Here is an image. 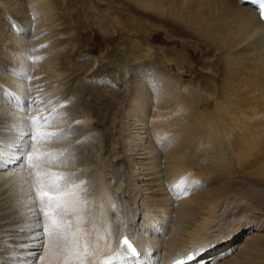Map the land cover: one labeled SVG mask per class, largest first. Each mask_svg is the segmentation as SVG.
<instances>
[{"label":"bare ground","instance_id":"obj_1","mask_svg":"<svg viewBox=\"0 0 264 264\" xmlns=\"http://www.w3.org/2000/svg\"><path fill=\"white\" fill-rule=\"evenodd\" d=\"M97 1L105 2L102 15L97 9L98 14H90L96 8L91 0H78L79 15L73 0H0V139L7 143L14 137L13 124L25 117L22 101L34 84L15 73H45L50 83L66 74L71 84L63 83L47 105L60 112L63 104L67 115L57 119L58 128L74 129L49 147L78 153L75 164L63 170L87 182L90 240L104 233L108 240L115 238L101 260L117 253L126 234L141 255L112 264H165L225 237L224 246L207 251L195 264H264V21L258 9L247 0ZM81 23L100 26L107 37L115 34L123 50L109 49L94 33L104 62L98 64L95 55L78 61L75 54L85 50L73 25ZM45 29L49 35L38 38ZM57 34L62 36L45 44ZM26 54L42 59L33 62ZM204 75L206 80L200 78ZM113 81L123 86L113 88ZM99 95L110 98L102 103ZM91 101L103 105L92 116L72 107ZM135 125L145 135L135 133ZM85 143L92 146L87 153L81 148ZM142 152L144 159L135 160ZM113 156L117 163L112 164ZM20 164L19 159L0 162V195L10 191L11 196L9 211L0 215L6 220L0 223L3 236L9 233L3 230L30 227L24 198L29 185L23 183L27 170L20 171ZM119 169L134 208L131 221L130 212H119L105 174L116 176ZM140 170L157 186L139 183L144 175L130 178ZM182 179L199 183L176 198L181 189H170ZM115 185L122 189L120 180ZM249 228V234L256 231L240 241ZM20 233L23 243L12 242L5 253L15 252L14 258L25 263L30 249L24 243L30 240L26 232L14 235ZM232 245L236 249L230 255Z\"/></svg>","mask_w":264,"mask_h":264},{"label":"snow or ice","instance_id":"obj_2","mask_svg":"<svg viewBox=\"0 0 264 264\" xmlns=\"http://www.w3.org/2000/svg\"><path fill=\"white\" fill-rule=\"evenodd\" d=\"M255 2L258 5L259 19L264 21V0ZM27 59L35 62L42 58L27 55ZM15 75L24 80L31 79L27 72ZM3 94L13 95L7 92ZM14 100L19 104V97H14ZM30 103L32 111L47 114L29 117L27 113L30 109L25 106V117L13 124L14 137L7 143L0 139V162L19 159L20 171L27 170L23 183L29 185L24 198L29 201L25 208L30 212V227L18 231L28 233L30 242L27 247L36 249L29 255L40 264H112L114 261H128L129 257L140 256L141 253L125 234L119 241L117 253L100 259L103 251L115 243V238L108 240V234L104 233L97 235L95 241L90 240L91 233L86 228L90 216L87 182L78 180L76 172L63 170L75 164L76 158L68 155L73 150L49 147L52 141L64 136L65 131L58 128L57 119L67 113L56 111L55 106L51 111L40 107L45 103L42 99H32ZM60 107L63 108L64 105L61 104ZM198 183L182 179L170 190L181 189L176 194V198H179L181 194H189L192 185ZM227 239L228 237H225L222 240L200 244L183 259L175 261V264H195L201 255ZM101 241L107 243L101 245ZM41 250L44 255L39 254Z\"/></svg>","mask_w":264,"mask_h":264},{"label":"rangeland","instance_id":"obj_3","mask_svg":"<svg viewBox=\"0 0 264 264\" xmlns=\"http://www.w3.org/2000/svg\"><path fill=\"white\" fill-rule=\"evenodd\" d=\"M82 1V0H81ZM91 1H93L94 2V6L96 7V8H94V9H92V7H91V10H90V8H89V10H90V14L91 15H93V14H98V13H100V15H102L103 13H104V10H105V8H106V5H105V2H99V1H95V0H91ZM75 2V4H76V7H75V12L79 15L80 14V11H79V9H80V7H79V3H78V0H73V3ZM98 2V3H97ZM87 5H89V2H85ZM90 6V5H89ZM99 7V8H98ZM100 8H102L101 10H100ZM99 11H97V10ZM78 10V11H77ZM93 10V11H92ZM94 10H95V12H94ZM103 10V11H102ZM92 11V12H91ZM79 12V13H78ZM98 12V13H97ZM93 13V14H92ZM102 13V14H101ZM59 26V25H58ZM57 26V27H58ZM73 28L74 29H76L75 30V32H77L76 34H75V36H76V39H77V43H80L83 47H84V50L85 51H82L83 52V54H81V56H79V55H77V54H75V56H77V60L79 61L80 59H84V58H88V59H90V60H92L93 59V56L95 57V59L97 60V63L98 64H101V63H103L104 62V59H103V55H104V53L101 51V52H98V51H100V46H101V44L98 42V43H96V39H97V37H96V35H94V33H96V34H98V36L101 38V37H104V41H105V43L108 45V48L109 49H112V48H118L119 49V51L120 50H123L122 48H120V46L122 45L121 44V40H119V38L117 37V38H115V39H113L114 38V36H115V34H113L114 36L113 37H107V34H104L101 30H102V28L99 26V27H96V26H94V25H92V26H86V25H84V24H75V25H73ZM91 28V29H90ZM96 30V31H95ZM46 31V29L45 30H43L42 32H39L38 33V38H41V37H45V36H48L49 34L47 33V32H45ZM45 32V33H44ZM42 33V34H41ZM47 33V34H46ZM113 33H116V31H113ZM111 34V33H110ZM56 36H62L61 34L59 35V34H57V35H54V36H49L48 37V39H46L45 40V44H50V43H52V42H50V41H52L53 39H54V37H56ZM36 37V36H35ZM29 38H31V36L29 37ZM95 38V39H94ZM107 38V39H106ZM112 40V41H111ZM95 47V48H94ZM103 53V54H102ZM161 54H157L156 55V57L157 56H160ZM197 56V55H196ZM197 57H199V55L197 56ZM113 57H110V59H112ZM186 59V58H185ZM184 62H186V61H184ZM79 64H80V66H78L77 68H78V71L80 70H82L81 69V66H82V63L81 62H78ZM195 66V65H194ZM45 74V73H44ZM43 73H40V75H37V76H32L31 77V81L34 83L32 86H30L29 87V95H27L26 97H24V100L22 101L23 102V104H26V106H28L29 107V109L31 110V103H30V101L32 100V99H42L45 103L44 104H42V105H40V107H42V108H47L49 111H51L52 109H49V105H47V103L51 100L50 99V97L53 95H56L58 92H59V90H62L63 88H65L64 87V85H63V83H66L69 79V77H65L66 76V74H64L63 76H58L59 78H56V79H53V80H51V82L52 83H50V82H48V79L47 78H45L44 79V77H45V75H44ZM63 77H65V78H63ZM63 78V79H62ZM201 79H207L208 78V76H206V75H204V76H201L200 77ZM125 79V78H124ZM124 81V80H123ZM49 83V84H47V83ZM71 80L70 81H68L67 83H66V85L68 84H71ZM77 84V87H80V84L79 83H76ZM123 83L122 82H118V83H115L114 81L111 83V86L114 88V86H123L122 85ZM51 85H52V87H51ZM55 85H60V86H55ZM111 87V88H112ZM57 90L56 92H51L52 90ZM32 91H33V93H32ZM48 92V93H47ZM31 93V94H30ZM85 96L86 97H89L90 95L88 94V93H86L85 94ZM100 96V95H99ZM106 95H103V96H100V98H101V102L103 103V101H105L106 100V98H110V96H106ZM85 97V98H86ZM105 97V98H104ZM49 99V100H48ZM91 100V97L90 98H87V101H90ZM94 100V102L96 101L95 99H93ZM111 100H113V99H111ZM93 101H91V102H87V104L85 103V104H83V105H72V107H74V108H76V107H78V110L80 111V112H83V113H86V114H89L90 116H92L93 115V113H95L96 114V112L99 110L100 111V109H103V105L102 106H100V105H96L95 103H94ZM47 105V106H46ZM67 106H69V104H66ZM65 105V106H66ZM71 105V104H70ZM66 106V107H67ZM55 109H56V111L58 110V107H55ZM61 109V111L60 112H65V113H67L64 109H65V107L64 108H60ZM115 107H114V109H113V111H115ZM28 111V112H30L31 113V115L33 114V113H35V115H46L47 113H37V112H35V111ZM96 111V112H95ZM33 112V113H32ZM29 113V114H30ZM29 114H27L28 116H29ZM65 117V116H64ZM112 116H109V118H111ZM58 118H63V117H58ZM108 118V117H107ZM65 119V118H64ZM58 121V123L60 122L59 120H57ZM75 125V124H74ZM103 125V124H102ZM101 125V130L104 128V126H102ZM59 128H61V129H63L64 131H65V133L67 132V134H71V133H68V131L70 130H73L74 129V127H72V128H66V129H64L65 128V126L63 125V126H61V127H59ZM135 128H137V129H135ZM68 129V130H67ZM0 130L2 131V130H4V128H0ZM141 130V131H140ZM135 133H139V134H141V135H145V133L143 132V129L141 128V127H139L138 125H135V127H134V130H133ZM137 131V132H136ZM144 133V134H143ZM117 134H118V132H114V137L115 136H117ZM87 143H85L84 145H82V150L85 152V153H87V148H89V147H91L92 148V146H88L87 147ZM75 151V150H74ZM73 151V152H74ZM75 153V155L72 153L71 154V156L72 157H75V158H77L78 157V153L76 154V151L74 152ZM141 153H138V155H140ZM135 155H137V154H135ZM147 155V153H144V152H142V154H141V156H135V160H142V159H144L143 157L144 156H146ZM77 156V157H76ZM89 157H90V155H89ZM141 157H142V159H141ZM117 158L116 157H111V161H112V164L113 163H117ZM119 162V161H118ZM87 170L88 169H86V172H87ZM110 170H112L111 168H110ZM120 171V172H119ZM141 172H140V174H137V175H133V176H131L130 178L132 179V177H134V178H136L138 175V178H141L142 177V180H139L138 182L139 183H142V182H144L143 183V185L144 186H147V185H149V184H151L152 186H157V185H154L153 183H154V181L152 182L151 181V179L153 178V177H151L150 176V178L148 179V178H145V177H147L148 175L147 174H141L142 173V171L143 170H140ZM144 171H146V170H144ZM88 172H90V171H88ZM105 174H106V178H107V180H108V182H110L111 183V187H112V190L110 189V194L112 193L113 195H114V197L116 196L117 197V201L119 202V204H118V210H119V212H123V213H125V210H127L128 212H130V210H133L134 208H133V206L131 205V198H129L130 196H129V191H126L125 190V187H126V185H125V175L123 174V172H122V169H119L118 171H117V175L116 176H114L113 174H107V171H105ZM141 175H144V176H141ZM141 176V177H140ZM145 178V179H144ZM148 179V180H147ZM117 180H120V183H121V185H122V189H120V190H118V189H116L115 187H116V181ZM144 180V181H143ZM113 181V182H112ZM137 182V183H138ZM148 182V183H147ZM133 185V184H132ZM131 187H134V185L133 186H129V188H131ZM5 189V188H4ZM131 191H133L132 189H131ZM145 192H144V194H143V197L144 196H146V193H147V191H148V189H146V190H144ZM8 193H10V191H7V192H4V193H2L1 195H0V197H1V199H0V215H3V213H5V212H7V211H9V209L10 208H8V207H6V205L8 206L10 203H9V198L11 197ZM167 195H168V197L169 196H171V195H169L168 193H166ZM175 195L177 194L176 192L174 193ZM5 196V197H4ZM172 197H174V195L172 194V196H171V198ZM169 207H172V204L170 203V206ZM16 212H18L17 211V209H16ZM112 212V214L114 215V216H116V214H115V212L114 211H111ZM120 216V215H119ZM118 216V217H119ZM2 217V216H1ZM121 217V216H120ZM121 218H124V216H122ZM129 219H130V221L132 220V218H133V215L131 214V212H130V215H129V217H128ZM168 218V217H167ZM3 221H6L5 219H0V223L1 222H3ZM246 231H243L240 235H239V238L241 239L240 241H243V239L245 240V239H247V238H249L248 236L251 234H253V232H255L256 230H253L252 232H250V234H249V230H250V228L249 229H245ZM13 230H8V231H6V230H3V233H12V234H4V236L0 233V241H1V243H0V255L2 256V257H0V264H10L11 262L9 261V260H11V258L13 259L12 260V263L11 264H15L17 261H22V262H20V263H16V264H26V262H29V261H31L32 262V264H34L35 263V258L33 257V256H31V255H29V253H30V251L31 252H35L36 251V249L35 248H30V247H27V244H29V243H24V247L26 246L28 249V251H29V249H30V251H29V253L28 254H25V255H27V257H30V259L29 260H27L25 263H24V261L23 260H17V258H14L15 256H18V254H15V252L14 253H12V254H6L5 253V251L7 250V248L8 247H11L13 244H11L12 242L14 243V242H17V243H20V242H22V241H19V240H21L22 239V237H20V235H21V233L20 234H16L17 236H19V238H12V237H17L16 235H14L15 233H17V232H20V231H18V230H14L13 232H12ZM16 231V232H15ZM261 231V233L262 232H264V230H260ZM15 232V233H14ZM247 234V235H246ZM3 238H2V237ZM6 236L8 237V238H6ZM2 238V239H1ZM7 240V241H6ZM3 242V243H2ZM23 243V242H22ZM3 244V245H2ZM5 244V245H4ZM226 243L225 242H222V243H220V245L219 246H224ZM6 246V247H5ZM217 248H215V250H216ZM235 249H236V246L235 245H232V247H231V250H230V255L232 254V253H234L235 252ZM228 252V251H227ZM5 253V254H4ZM227 254V253H226ZM29 255V256H28ZM8 258V260H7V258ZM14 259H15V261H14ZM34 261V262H33ZM9 262V263H8ZM215 264V263H214Z\"/></svg>","mask_w":264,"mask_h":264}]
</instances>
